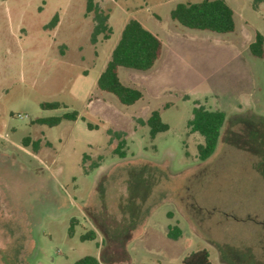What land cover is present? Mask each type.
I'll use <instances>...</instances> for the list:
<instances>
[{
  "label": "rangeland",
  "instance_id": "1",
  "mask_svg": "<svg viewBox=\"0 0 264 264\" xmlns=\"http://www.w3.org/2000/svg\"><path fill=\"white\" fill-rule=\"evenodd\" d=\"M201 1L93 0L112 30L94 42L88 0H0V264H181L202 249L214 264H264V57L249 50L264 0H225L229 34L171 19ZM131 19L163 53L150 71L119 69L143 93L124 106L96 82ZM198 106L226 115L204 162L187 125ZM73 111L77 121L36 123ZM153 111L169 126L154 139Z\"/></svg>",
  "mask_w": 264,
  "mask_h": 264
},
{
  "label": "trees",
  "instance_id": "2",
  "mask_svg": "<svg viewBox=\"0 0 264 264\" xmlns=\"http://www.w3.org/2000/svg\"><path fill=\"white\" fill-rule=\"evenodd\" d=\"M6 1V0H1ZM94 13V31L92 40L96 42L99 36L109 39L112 30L108 25L109 15L88 0L87 13ZM171 19L181 26L198 31H207L217 34H229L235 32V14L233 9L225 0H203L198 3H179L171 11ZM58 17L55 16L50 27H54ZM250 53L262 59L264 57V35L256 33L254 41L249 46ZM163 53L162 40L143 25L131 19L125 25L120 39L112 50L110 59L105 69L99 75L96 87L98 90L111 94L117 98L120 104L132 106L143 98L141 90L123 84L119 78V69L125 68L134 71H150L160 60ZM43 110H58L64 108L59 102L41 103ZM79 114L76 111L64 113L59 117H48L36 120L39 125L48 127L58 126L62 121H77ZM84 121V119H82ZM226 120L222 111H210L203 106L195 107L193 117L188 121V128L192 133H198L203 137V143L198 145V158L204 162L216 151L221 131ZM150 129L151 138L159 133L166 132L169 126L163 123L160 111H153L150 117L143 123ZM89 130L97 129L87 123ZM124 141L121 140L116 152L124 157L121 151ZM180 231L173 228L169 232L172 239L178 238ZM83 240L94 239L90 234ZM74 264H101L92 256H85ZM181 264H214L210 259L209 251L198 250L186 256Z\"/></svg>",
  "mask_w": 264,
  "mask_h": 264
}]
</instances>
